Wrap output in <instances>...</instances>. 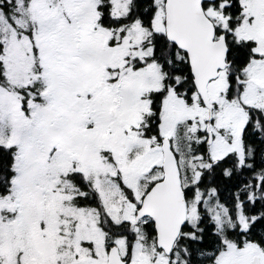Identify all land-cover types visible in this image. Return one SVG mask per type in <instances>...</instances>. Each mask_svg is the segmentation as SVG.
I'll return each mask as SVG.
<instances>
[{
    "label": "snow or ice",
    "instance_id": "6c2138e0",
    "mask_svg": "<svg viewBox=\"0 0 264 264\" xmlns=\"http://www.w3.org/2000/svg\"><path fill=\"white\" fill-rule=\"evenodd\" d=\"M0 264H264V0H0Z\"/></svg>",
    "mask_w": 264,
    "mask_h": 264
}]
</instances>
